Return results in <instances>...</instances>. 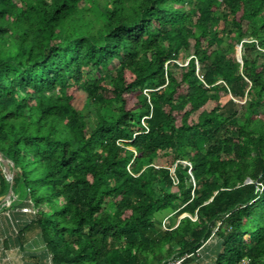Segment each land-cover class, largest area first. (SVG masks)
I'll return each instance as SVG.
<instances>
[{
	"label": "trees",
	"instance_id": "trees-1",
	"mask_svg": "<svg viewBox=\"0 0 264 264\" xmlns=\"http://www.w3.org/2000/svg\"><path fill=\"white\" fill-rule=\"evenodd\" d=\"M0 152L2 256L264 264V0H0Z\"/></svg>",
	"mask_w": 264,
	"mask_h": 264
},
{
	"label": "rangeland",
	"instance_id": "rangeland-1",
	"mask_svg": "<svg viewBox=\"0 0 264 264\" xmlns=\"http://www.w3.org/2000/svg\"><path fill=\"white\" fill-rule=\"evenodd\" d=\"M238 47H239V45H236V50L238 49ZM241 53H242V48H241ZM179 57H180V59H179L180 63L186 62V57H184L183 54H180ZM110 69H112V67H110ZM232 103H235V104L237 103V105H239V106L242 104V102H238V101H234ZM235 104H233V105L235 106ZM75 106L80 111V114H82L83 117L85 118L87 125L92 128L95 125V123L97 122V115L93 111L92 107L86 103V101L84 100L82 95L79 94L77 101L75 102ZM102 114L104 115L105 118L110 119V120L113 119L115 116V112L111 109L103 110ZM156 191H157L158 195H161L164 191L178 193V190H177L175 185L174 186L164 185L161 182H157ZM23 198H25V197L23 196ZM33 211L36 212L35 210H33ZM27 213H30V212H27ZM185 215L186 214L179 215L176 219L177 222L180 218H182ZM25 240H26L25 242H27V243L37 241V231L34 230V231L28 232L25 236ZM43 249L44 248L42 246L38 245V243H37V245H36V243H34L33 247H29L27 244L26 246H24V253H26L24 255H27V256L23 257V253H21L17 249H13V250L9 251L6 256L0 255V257H1L0 264H32V263L35 264V263H39L40 258L37 259V258L32 257V256L39 255V253Z\"/></svg>",
	"mask_w": 264,
	"mask_h": 264
},
{
	"label": "water",
	"instance_id": "water-1",
	"mask_svg": "<svg viewBox=\"0 0 264 264\" xmlns=\"http://www.w3.org/2000/svg\"><path fill=\"white\" fill-rule=\"evenodd\" d=\"M241 48L242 47L240 44L238 49L236 50V53H235L236 59L240 64L242 63V59L240 56ZM0 163H1L2 171L4 173V177H5L6 181L9 182L8 192L6 193V195L4 196V198L0 202V207H1V206L5 205L7 202H9V200L14 199V197H12V193H13L12 185H13V176H14L15 165L11 160L4 158L1 152H0ZM171 173H174V168L171 169ZM189 174H191V169L189 171ZM248 182H250V180H248Z\"/></svg>",
	"mask_w": 264,
	"mask_h": 264
},
{
	"label": "built area",
	"instance_id": "built-area-1",
	"mask_svg": "<svg viewBox=\"0 0 264 264\" xmlns=\"http://www.w3.org/2000/svg\"><path fill=\"white\" fill-rule=\"evenodd\" d=\"M174 184L176 185L177 182L174 181ZM263 189V185L261 183H257L256 184V191L258 192H261ZM15 199V197H14ZM13 199L9 200V202H7L5 205L1 206V207H4V206H9L10 202L12 201ZM0 207V208H1ZM21 212L23 213H27V212H34L31 210V208H27V207H24V208H21ZM187 216V215H185ZM191 218V217H190ZM192 220H195L196 217L194 218H191ZM217 225H219V223H217ZM169 226V219L168 217H165L162 222H161V227L163 230H171L172 228H168ZM200 249L196 251V255H198ZM193 254H186V255H183V256H179L177 253L171 255L169 258H166L165 260H163L160 264H185V261L187 259H189ZM239 264H248V260H243L241 261Z\"/></svg>",
	"mask_w": 264,
	"mask_h": 264
},
{
	"label": "crops",
	"instance_id": "crops-1",
	"mask_svg": "<svg viewBox=\"0 0 264 264\" xmlns=\"http://www.w3.org/2000/svg\"><path fill=\"white\" fill-rule=\"evenodd\" d=\"M218 242L214 239L209 240L201 248L194 261L188 262L187 264H211L215 258ZM11 251V250H10ZM9 252V251H8ZM7 255V253H6Z\"/></svg>",
	"mask_w": 264,
	"mask_h": 264
}]
</instances>
